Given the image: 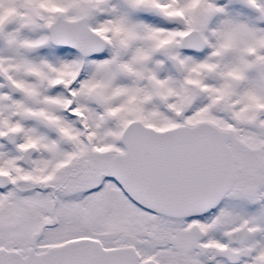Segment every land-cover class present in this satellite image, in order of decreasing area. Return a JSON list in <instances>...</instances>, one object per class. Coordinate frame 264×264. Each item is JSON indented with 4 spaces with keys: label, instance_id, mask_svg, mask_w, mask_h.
<instances>
[{
    "label": "snow or ice",
    "instance_id": "6c2138e0",
    "mask_svg": "<svg viewBox=\"0 0 264 264\" xmlns=\"http://www.w3.org/2000/svg\"><path fill=\"white\" fill-rule=\"evenodd\" d=\"M0 264H264V0H0Z\"/></svg>",
    "mask_w": 264,
    "mask_h": 264
}]
</instances>
